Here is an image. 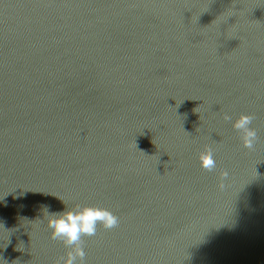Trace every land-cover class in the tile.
<instances>
[{
  "label": "water",
  "instance_id": "water-1",
  "mask_svg": "<svg viewBox=\"0 0 264 264\" xmlns=\"http://www.w3.org/2000/svg\"><path fill=\"white\" fill-rule=\"evenodd\" d=\"M76 205L118 219L84 264H264V0H0V260Z\"/></svg>",
  "mask_w": 264,
  "mask_h": 264
},
{
  "label": "clouds",
  "instance_id": "clouds-1",
  "mask_svg": "<svg viewBox=\"0 0 264 264\" xmlns=\"http://www.w3.org/2000/svg\"><path fill=\"white\" fill-rule=\"evenodd\" d=\"M224 120H232L225 115ZM253 117L251 115H240L232 121V128L237 131L241 146L252 149L256 141V131L250 127ZM200 167L205 171H212L216 167L213 158V149L205 146L198 154ZM228 173L223 172L220 176L218 187L224 188V180ZM47 207V206H45ZM47 227L52 240L59 241L65 249H68L61 258L62 264H84L85 251L83 248V237H92L96 234L97 227L105 230L117 226L118 219L110 211L102 207L76 205L71 209L63 208L57 212H49ZM0 264H5L0 260ZM60 264V262H59Z\"/></svg>",
  "mask_w": 264,
  "mask_h": 264
}]
</instances>
